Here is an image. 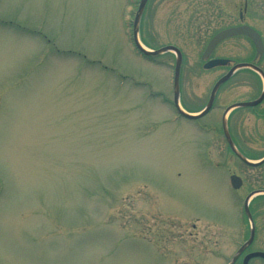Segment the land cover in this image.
Here are the masks:
<instances>
[{"label":"rangeland","instance_id":"1","mask_svg":"<svg viewBox=\"0 0 264 264\" xmlns=\"http://www.w3.org/2000/svg\"><path fill=\"white\" fill-rule=\"evenodd\" d=\"M139 1L0 0V264H226L234 252L225 246L244 218L232 198L258 186L255 171L233 164L222 138L205 130L232 103L257 98L263 81L241 69L208 115L176 121L167 103L176 57L151 63L136 53ZM231 5L149 0L145 8L141 43L183 55L187 112L206 105L230 68L205 70L201 58L234 25ZM249 26L264 34V19ZM253 56L240 36L211 58L251 64ZM255 111H236L235 129L261 155L264 104ZM232 174L243 181L237 192Z\"/></svg>","mask_w":264,"mask_h":264},{"label":"flooded vegetation","instance_id":"2","mask_svg":"<svg viewBox=\"0 0 264 264\" xmlns=\"http://www.w3.org/2000/svg\"><path fill=\"white\" fill-rule=\"evenodd\" d=\"M231 7L237 9V14L230 13V18L234 19V25L228 28L232 27H238L242 25H249L250 22H261L262 19H264V1L261 0H230ZM218 5V2H217ZM218 15V14H217ZM255 29V28H254ZM256 30V29H255ZM260 33L262 36L263 44H264V34L256 30ZM210 60V59H208ZM207 60V61H208ZM230 60V59H229ZM253 65L259 67L262 72H264V54L259 59H256V53L254 52V56L252 59ZM231 62V63H230ZM229 64L226 66H230L229 70L236 65L232 60H230ZM232 65V66H231ZM228 70V71H229ZM264 92V83L262 86V91L260 95ZM260 95L255 98L254 100L250 101H241V102H235L232 103L230 106H228L222 113V117L220 120L215 121V123H212L210 126L206 128V132H211L216 134L217 136H220L222 138V141H224V147L223 143L222 149L223 153H228L229 158L233 159L234 161H239L244 166L251 169V171H261L263 169V172L261 175L260 172L255 174V172L252 174V180L253 182H256L258 186L254 185L248 192L245 194V197L242 201L241 197L238 195H235V198L232 200L235 202H239L241 205L242 203V209L238 208L237 212L239 213V216L241 219L244 218V222H242L239 226H236L235 232L232 233L230 236L229 244L225 247L232 248L234 247V252L229 256V261L226 264H230L232 260L237 258L233 264H264V153L261 155H251L248 148L245 146L247 145L245 141H241L239 139V136H237L236 133V119L238 110H254L253 115L259 116V113H257L255 110L259 109L264 104V99L261 103L254 107H248V108H242V107H236L237 105L241 103H248V102H254L260 98ZM181 100V98H180ZM208 103V102H207ZM207 105V104H206ZM168 106H170L171 110L177 111L176 105L174 103H168ZM180 106L182 105V102H180ZM230 112L226 114V110L228 108H231ZM183 108V107H182ZM205 107H202L197 112H200ZM186 112L188 111L186 108H183ZM242 113V112H241ZM249 114V113H248ZM251 115V114H249ZM240 116V115H239ZM240 119V118H238ZM187 121L188 119L182 118L179 114H176V121ZM189 121V120H188ZM194 122V121H190ZM225 129H227L233 143L235 146L236 151L239 155H241L243 158L248 160L249 162H254L255 165H249L245 162H243L231 149V146L226 138L225 135ZM231 161V162H232ZM230 164V161L228 162ZM218 165L220 163L218 162ZM235 175V174H232ZM242 201V202H241ZM240 207V206H239ZM193 229H196V226L193 225ZM194 249L196 250L198 255H205L204 249L207 248V245H203L199 242L196 243ZM211 247H223L218 244V241H215V244H213ZM245 247L243 250V253L238 256L239 250ZM217 258H225V254L220 255L218 252ZM200 258H202L200 256ZM226 259V258H225ZM233 262V261H232Z\"/></svg>","mask_w":264,"mask_h":264},{"label":"water","instance_id":"3","mask_svg":"<svg viewBox=\"0 0 264 264\" xmlns=\"http://www.w3.org/2000/svg\"><path fill=\"white\" fill-rule=\"evenodd\" d=\"M148 0H141L138 10L136 12L135 18H134V22H133V40L134 43L137 47V49L141 52V54H143L146 57H152V56H157L163 53H167V52H173L176 54V64H175V74H174V88H175V104L179 107L178 105V96H179V79H180V69H181V64H182V54L181 52L172 46H168L165 48H162L160 50L157 51H149L147 49H145L141 43L139 42L138 39V32H139V24H140V20L141 17L143 15V12L145 10V7L147 5ZM237 36H245L247 38H249L255 49H256V54H257V58L262 56L264 53V46H263V42H262V38L260 36V34H258L255 30H253L252 28L248 27V26H240V27H235V28H230L227 30H224L220 33H218L208 44L206 51L203 54L202 59H207L210 57V55L213 53V51L215 50V48L224 40L232 38V37H237ZM229 63V61L227 60H221V59H215V60H211L208 61L205 65H204V69L206 70H211L213 68L219 67V66H226ZM243 68H250L253 71L257 72L258 74H260L264 80V74L262 73V71L257 68L254 65H249V64H239L236 65L235 67H233L225 76H223L220 80H218V82L215 84V86L213 87L212 91H211V95H210V99L208 102L207 107L205 108V110L203 112H201L199 115L194 116V115H189L184 113L183 111H179V113L190 119V120H197L200 119L202 117H204L205 115H207L214 104L216 95L219 91V89L221 88V86H223L226 82H228L231 77L233 76V74L239 70V69H243ZM264 99V92L262 93L261 97L254 102H249V103H241L239 105H237L236 107H242V108H247V107H254L256 105H258L259 103L262 102V100ZM230 111V109L227 110V113ZM225 135L226 138L231 146L232 151L245 163L249 164V165H255L254 163L248 162L245 158H243L241 155H239L237 153V151L235 150V147L233 145V142L229 136V133L227 132V130L225 129ZM231 184L233 186L234 189H239L242 186V180L237 177V176H232L231 177ZM245 247H243L238 254H241L243 252ZM236 260V258L234 259V261Z\"/></svg>","mask_w":264,"mask_h":264}]
</instances>
